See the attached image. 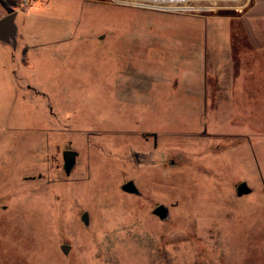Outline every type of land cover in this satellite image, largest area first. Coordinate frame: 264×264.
<instances>
[{"label":"rangeland","instance_id":"374dc122","mask_svg":"<svg viewBox=\"0 0 264 264\" xmlns=\"http://www.w3.org/2000/svg\"><path fill=\"white\" fill-rule=\"evenodd\" d=\"M21 1L5 0L7 14ZM36 1L39 43L78 27L85 46L67 65L77 97L57 131L37 112L49 99L17 103L0 83V264H264L256 0ZM223 24L226 48L210 32ZM54 72L39 58L23 83ZM67 148L79 154L70 175ZM242 182L253 191L238 197ZM162 204L165 222L152 214Z\"/></svg>","mask_w":264,"mask_h":264},{"label":"crops","instance_id":"0c3cea01","mask_svg":"<svg viewBox=\"0 0 264 264\" xmlns=\"http://www.w3.org/2000/svg\"><path fill=\"white\" fill-rule=\"evenodd\" d=\"M25 1V0H22ZM34 0L33 4L27 10H18L14 8L12 13H16V25L18 28L17 33V44L16 46L8 45L0 42V83L3 87L7 88L15 102H33L34 97L38 96L43 99H49L50 108L48 111L41 113L42 107L37 109L38 114L44 123L49 127V130L57 131L55 119L56 113L68 114L70 112L71 103L74 102V98L77 97L76 92H72V83L74 80L73 75L67 72L68 62L72 60L73 49H80L85 46L83 41L74 43L73 37L75 34L79 33L80 28L76 29H63L67 36H63L58 39L54 36L48 43H39L37 32L32 29L35 25L34 22L29 23L36 14L32 12L33 6L36 4ZM5 0H0V19L11 14L5 10L7 6L4 5ZM43 5H47L48 1L42 2ZM6 7V8H5ZM6 11V12H5ZM32 12V13H31ZM250 18L254 21L261 20L264 18V0H256L250 10ZM219 24V23H218ZM225 24L212 26L210 32L218 39L221 38L220 43L222 47H229L231 42H227V36L230 38V34L227 35L224 28ZM231 28V26H228ZM259 30V29H258ZM231 31L230 29L228 30ZM233 31V29H232ZM71 34V35H68ZM97 47L99 49L104 48L105 42L98 41ZM217 44H219L217 42ZM48 56V58L55 64V72L50 77H43L38 83L25 82L23 81L27 78L26 74L36 67V62L39 58ZM10 60L13 64L14 71L10 70ZM234 59H231V65H234ZM123 74V73H122ZM47 83V84H46ZM204 89L206 92H211L212 87L206 85L207 79H203ZM29 84V85H27ZM41 85V86H40ZM180 82H175V86L178 87ZM80 95V94H79ZM215 106H213L214 108ZM212 109V108H211ZM68 110V112H67ZM68 149V148H67ZM71 149V148H69ZM79 157V156H78ZM78 159V158H77Z\"/></svg>","mask_w":264,"mask_h":264},{"label":"water","instance_id":"95a60500","mask_svg":"<svg viewBox=\"0 0 264 264\" xmlns=\"http://www.w3.org/2000/svg\"><path fill=\"white\" fill-rule=\"evenodd\" d=\"M16 13H11L7 15L6 17L0 19V42L16 46L17 44V33L18 28L16 25ZM78 153L74 151L73 149H67L63 153V159H64V168L67 175H70L77 164V158ZM123 191L130 193V194H136L139 195L140 191L138 187L136 186V183L134 181H129L122 187ZM252 188L246 183L242 182L237 187V195L238 197H243L245 195L252 193ZM3 209H6V207H3ZM152 214L156 217H158L161 221L165 222L170 219V208L166 205H158L152 212ZM90 216L88 212H85L82 215V221L86 226L89 225ZM61 250L65 255H68L71 246L69 245H62Z\"/></svg>","mask_w":264,"mask_h":264},{"label":"built area","instance_id":"2783aa9c","mask_svg":"<svg viewBox=\"0 0 264 264\" xmlns=\"http://www.w3.org/2000/svg\"><path fill=\"white\" fill-rule=\"evenodd\" d=\"M34 0H25V1H21V10H27L32 4H33Z\"/></svg>","mask_w":264,"mask_h":264}]
</instances>
